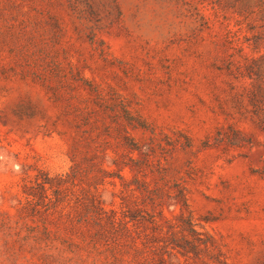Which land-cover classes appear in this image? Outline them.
I'll return each mask as SVG.
<instances>
[{"label":"rangeland","instance_id":"1","mask_svg":"<svg viewBox=\"0 0 264 264\" xmlns=\"http://www.w3.org/2000/svg\"><path fill=\"white\" fill-rule=\"evenodd\" d=\"M18 4L0 50V211L27 176L77 164L78 195L94 168L107 209L129 184L166 219L192 212L227 264H264V0Z\"/></svg>","mask_w":264,"mask_h":264},{"label":"trees","instance_id":"2","mask_svg":"<svg viewBox=\"0 0 264 264\" xmlns=\"http://www.w3.org/2000/svg\"><path fill=\"white\" fill-rule=\"evenodd\" d=\"M19 13L18 0H0V50L4 33L14 32L8 19L24 24ZM95 171L81 195L77 164L66 176L39 170L23 179L16 213L0 211V264H227L192 212L166 219L161 198H143L142 208L129 184L121 210L107 209Z\"/></svg>","mask_w":264,"mask_h":264}]
</instances>
